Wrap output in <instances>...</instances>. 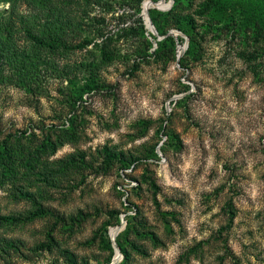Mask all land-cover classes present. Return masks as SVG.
Returning a JSON list of instances; mask_svg holds the SVG:
<instances>
[{"label": "rangeland", "instance_id": "1", "mask_svg": "<svg viewBox=\"0 0 264 264\" xmlns=\"http://www.w3.org/2000/svg\"><path fill=\"white\" fill-rule=\"evenodd\" d=\"M148 1L141 6L145 24ZM189 1L185 13L206 0ZM10 8L12 15L5 13ZM50 10L95 39L100 30L114 34L137 18L128 0L0 3L19 30L23 19L39 25ZM83 10L89 20H81ZM196 18L198 47L191 57L185 56L189 38L176 29L169 34L186 42H177L175 54H157L164 37L146 24V38L117 39L110 63L101 62L94 44L65 56L42 52L32 78L2 63L0 142L26 151L33 162L17 179L0 170V219L25 218L0 221V264H107L102 236L112 241L125 217L137 213L157 238L133 236L141 252L132 253L130 264H264V25L246 35L226 27L212 32ZM16 43L23 48L29 41L19 32ZM85 63L94 64L108 89L76 101L65 75H81ZM47 140L57 148L34 159L31 151ZM107 150L136 162L128 169L110 166ZM73 159L75 166L61 170ZM42 169L57 170L56 181L46 183ZM20 191L34 193L52 215L26 219L38 205ZM116 217L120 225L113 226ZM49 234L51 250L39 251ZM8 242L20 249L5 248Z\"/></svg>", "mask_w": 264, "mask_h": 264}, {"label": "trees", "instance_id": "2", "mask_svg": "<svg viewBox=\"0 0 264 264\" xmlns=\"http://www.w3.org/2000/svg\"><path fill=\"white\" fill-rule=\"evenodd\" d=\"M10 2L14 0H0L1 2ZM89 0H87L88 2ZM144 0H128V5L136 10L134 16H136L135 25L123 26L118 32L110 35H106L105 32L99 31L95 38H91L90 33L82 25L74 23L73 20L66 17L63 12L58 10H50V15L41 19L39 25H28L26 22L20 21V30L17 28V21H8L4 12H0V66L2 63L9 64L13 69L23 74L25 78L38 75L37 68L42 64L44 59L42 52L48 51L50 53H62L68 55V53L87 50L94 44V49L99 53L102 63H110L116 57L114 49H111L117 43L119 37L125 39L133 37L146 38L148 32L143 15H141L142 3ZM158 2L159 0H153ZM191 2L189 0H174V4L171 10L167 12H161L157 9H150V17L154 24L158 34L164 37L161 41L157 42L158 48L156 53L166 54L173 52L175 54V47L177 42L183 45L186 40L180 36L169 34L170 29H176L185 34L189 38L188 50L185 56H195L196 49L198 47V40L195 36V30L197 29L198 21L196 17L205 19L207 22L206 27L212 32H219L224 27L231 31L243 32L245 35L250 30L258 31L264 25V0H206L203 2L194 13H185ZM44 6H46L44 4ZM14 8L6 10L5 13L12 15ZM86 12L83 10L81 20L90 19L86 17ZM126 25V23H124ZM89 28V23L86 24ZM212 26L213 28H211ZM225 29V30H226ZM23 33L24 37L29 41L28 47H18L16 43V34ZM152 36V35H151ZM75 37L81 40L75 43ZM99 39L101 42H97ZM182 65V61L180 62ZM84 71L79 70L81 75H77L75 72H66L65 77L72 85L73 99L82 101L86 94H91L97 89H108L106 85L97 80L95 66L93 63L82 64ZM84 72V73H83ZM32 90V89H31ZM52 149L54 151L57 147L51 140H47L41 147L31 151V155L34 159L39 157L34 156V153H40L41 150ZM27 152L17 149H11L6 142H0V170L3 177L10 176L9 179H17L19 175V169L23 166H30L33 161L26 160L25 154ZM107 164L113 166L118 164L123 169H128L132 164L136 162L135 159H131L129 156L123 153H115L110 150L106 151ZM28 161V162H27ZM72 166L76 165V161L67 162V166L63 164L61 170L68 171ZM38 173L44 178L46 183L52 184L56 181V175L59 174L57 170L42 169ZM61 172V171H60ZM52 176L53 180L49 179ZM23 192V191H22ZM20 191V195L22 194ZM23 197L37 203L36 196L31 192H23ZM38 208L33 216H29L26 219H35L36 216H49L52 215L50 209L44 208L42 203L38 201ZM118 219V217H116ZM60 220L61 217H58ZM25 220L24 216L18 217H2L1 222H17ZM127 221L126 228L116 238L117 246L119 247L123 261L119 264H130L132 259V253L141 252V248L137 245L136 241L132 238L137 236L139 238L149 236L152 240H156V236L153 233L147 232L146 224L140 217V214L129 215L125 217ZM120 225L118 219L113 226ZM108 229H104V233H107ZM9 243V242H8ZM54 243L52 234L48 236V242L39 246V251L51 250ZM103 247L108 250L109 255L106 259L107 264H111L115 256V249L112 246V241L108 237L102 236ZM3 243L0 246L3 247ZM5 248H12L19 250L18 242H10L6 244ZM69 254V253H68ZM70 260L75 263V256L70 253Z\"/></svg>", "mask_w": 264, "mask_h": 264}, {"label": "water", "instance_id": "3", "mask_svg": "<svg viewBox=\"0 0 264 264\" xmlns=\"http://www.w3.org/2000/svg\"><path fill=\"white\" fill-rule=\"evenodd\" d=\"M148 2L149 3H152L153 5H155L156 6L155 8L160 9V10H164V11L165 10H170L172 8L173 4H174V0H171L170 6L167 9H162V8L157 7V5L160 4V3H162V2H164V1H160L158 3L153 2V1H148ZM149 10H150V8L148 10H146V11L144 10V14H145V18H146V24H147L148 28L151 31H153L154 33H158L157 30H156V28H155V26L152 23L151 18H150ZM186 48H187V44H186ZM121 224H122L121 226H118L121 229L120 232L123 229H125L126 221L124 220L123 223H121ZM117 236H115V237L112 236V243H113L114 248H115L116 252L118 253V255L114 257V259H113V261H112L111 264H117V263H119L121 261V259H123V255L121 254L120 249L118 248L117 243H116Z\"/></svg>", "mask_w": 264, "mask_h": 264}, {"label": "bare ground", "instance_id": "4", "mask_svg": "<svg viewBox=\"0 0 264 264\" xmlns=\"http://www.w3.org/2000/svg\"><path fill=\"white\" fill-rule=\"evenodd\" d=\"M170 2H171V0H170ZM150 6L156 7V6L153 5L152 3H146V4H145V10H148ZM169 6H170V3H169L167 6H164V7H162V6H158V5H157V7L162 8V9H167ZM123 221H124V220H123ZM122 223H123V222H122ZM116 235H118V231H114V232H113V236H116ZM117 255H118V253L116 254V256H117Z\"/></svg>", "mask_w": 264, "mask_h": 264}]
</instances>
